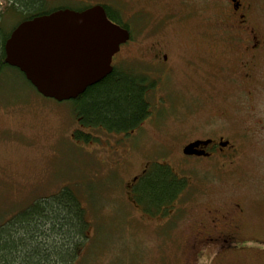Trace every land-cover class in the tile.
Segmentation results:
<instances>
[{"label": "rangeland", "instance_id": "obj_1", "mask_svg": "<svg viewBox=\"0 0 264 264\" xmlns=\"http://www.w3.org/2000/svg\"><path fill=\"white\" fill-rule=\"evenodd\" d=\"M62 4L61 0H47L42 7L53 10ZM19 17L8 19L6 30ZM119 66L129 69L133 65L123 62ZM184 73L170 75L162 89L149 91L147 97L152 99L164 97L168 91L166 96L172 101H150L151 118L134 135L123 138L104 128L79 126L73 114L74 100L45 98L20 71L4 68L0 73V223L26 200L29 203L68 187L79 199L88 222L78 264H184L181 243L186 234L176 224L164 227L142 218L131 205L125 186L143 164L150 163L151 169L155 161L164 159L182 167L178 171L181 177L194 182L216 178L215 187H229L226 193L233 185L232 196L246 203L256 232L264 236V132L260 130L264 101H198L196 78L185 84ZM213 108L225 109L234 125L243 126L244 137L233 140L240 151L231 175L202 176L199 165L186 169L187 165L175 161L174 152L183 141L202 135L208 115L216 113ZM222 119L218 115L211 122L222 127ZM77 131L88 133L89 138ZM184 194L195 198L198 191L191 187ZM208 256L212 257L210 249L205 253ZM246 259L247 264H264L261 252L258 256L251 251Z\"/></svg>", "mask_w": 264, "mask_h": 264}, {"label": "flooded vegetation", "instance_id": "obj_2", "mask_svg": "<svg viewBox=\"0 0 264 264\" xmlns=\"http://www.w3.org/2000/svg\"><path fill=\"white\" fill-rule=\"evenodd\" d=\"M61 1L63 4L56 9L82 11L98 6L113 25L129 33L113 55L111 66L126 69L119 65L128 62L133 65L129 71L145 75L149 87L143 101H172L166 96L168 91L155 99L147 95L153 88L162 89L165 79L181 71L185 72V84L196 78L198 101H264V0ZM125 52L130 54L123 56ZM213 109L216 113L208 115L202 135L177 147L175 161L187 165L186 169L199 165L202 176L231 175L240 151L239 143L234 144L233 140L244 137L242 124L234 125L232 115L225 109ZM151 114L142 118L137 128L118 135H134ZM218 115L223 118L222 127L211 122ZM262 121L260 130L264 132V115ZM193 141L198 142L194 148L198 154H185L184 146ZM155 162L183 178L180 192L168 205L140 200L139 183L149 171L147 163L125 185L128 199L142 218L164 227L176 224L186 234L181 243L184 264H247L251 251L264 255V236L256 232L246 203L232 196L233 185L226 193L229 187H215L216 178L194 182L190 177H181L178 171L182 167H174L164 159ZM191 187L198 191L195 198L184 194ZM207 249L212 251V257H205Z\"/></svg>", "mask_w": 264, "mask_h": 264}, {"label": "trees", "instance_id": "obj_3", "mask_svg": "<svg viewBox=\"0 0 264 264\" xmlns=\"http://www.w3.org/2000/svg\"><path fill=\"white\" fill-rule=\"evenodd\" d=\"M46 1L0 0V73L12 67L4 61L9 33L19 22L52 11L43 9ZM17 16L21 19L6 30V21ZM148 87L144 74L114 68L71 99L76 108L74 118L80 126L129 133L151 114L152 102L142 100ZM79 134L89 138V134ZM183 185V178L155 162L139 183V199L156 204L170 202ZM26 201L0 223V264H78L88 222L74 192L63 187L51 195Z\"/></svg>", "mask_w": 264, "mask_h": 264}, {"label": "water", "instance_id": "obj_4", "mask_svg": "<svg viewBox=\"0 0 264 264\" xmlns=\"http://www.w3.org/2000/svg\"><path fill=\"white\" fill-rule=\"evenodd\" d=\"M128 38L98 6L57 9L19 22L5 40L4 61L43 97L71 100L112 70V57ZM197 144L183 152L198 154Z\"/></svg>", "mask_w": 264, "mask_h": 264}]
</instances>
